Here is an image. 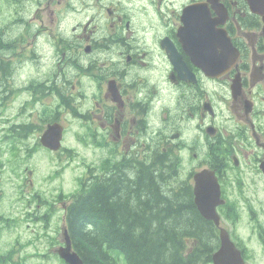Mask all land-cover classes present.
Returning a JSON list of instances; mask_svg holds the SVG:
<instances>
[{"label": "flooded vegetation", "instance_id": "flooded-vegetation-1", "mask_svg": "<svg viewBox=\"0 0 264 264\" xmlns=\"http://www.w3.org/2000/svg\"><path fill=\"white\" fill-rule=\"evenodd\" d=\"M53 125L62 144L94 147L70 191L37 190L40 153L49 180L67 170L63 148L40 142ZM0 127V179L20 175L27 245L48 264H66L67 194L110 161L158 151L196 207V175L214 173L221 227L231 235L245 216L264 257V20L245 0H0Z\"/></svg>", "mask_w": 264, "mask_h": 264}, {"label": "trees", "instance_id": "trees-1", "mask_svg": "<svg viewBox=\"0 0 264 264\" xmlns=\"http://www.w3.org/2000/svg\"><path fill=\"white\" fill-rule=\"evenodd\" d=\"M170 163L161 151L152 161H110L111 172L75 197L68 228L84 264H117L113 252L127 264H212L217 228L200 215ZM106 164L97 166L101 174ZM15 254L0 251V264H25Z\"/></svg>", "mask_w": 264, "mask_h": 264}, {"label": "rangeland", "instance_id": "rangeland-1", "mask_svg": "<svg viewBox=\"0 0 264 264\" xmlns=\"http://www.w3.org/2000/svg\"><path fill=\"white\" fill-rule=\"evenodd\" d=\"M2 131L0 127V132ZM67 149H72V150H77L79 153L80 157L79 159H75L73 161H70V158L68 156L63 155L62 161H60V164L67 169L66 171H62L61 177L57 180H50V183L45 181V178H48V176L51 175V172L54 170L53 167V162L50 161L47 157H44L41 154V158L46 159L41 162V166L39 168L38 172V180L41 183V186L39 189L42 190H51L55 188L56 185H62V188H64L66 191H70L74 185V179L76 176H81L82 171L84 168L82 167V163L85 160L87 163L92 162L91 160H94L93 153H94V147H89V149L85 148L84 146L81 145H76L73 142L67 141L64 145ZM2 148H6L7 144L1 143ZM8 154V153H7ZM68 157V158H67ZM6 159L9 160L8 155L5 157L3 156V162L6 161ZM59 163V162H58ZM52 164V165H50ZM57 168L58 165H56ZM75 166H78V168L75 170ZM27 176V174H26ZM21 178L20 175L17 176L10 166L6 167L4 176L0 179V185L5 189V194H4V199L2 200L3 206H1V209L5 212V214L13 216L18 219V222H21V216H22V205L18 202H15L17 200V191L13 190V186H16L17 182H20ZM23 223V222H22ZM24 224V227L26 228V224ZM1 225V224H0ZM11 227V228H5L3 230V237L0 238V251L1 252H8L11 251V247L9 246L15 238H20L21 240L28 241L27 240V231L23 230V227L18 226ZM229 226L228 228H230ZM237 233L239 234L240 238H242L244 241H246V244L248 245L249 248H253L256 255L248 261L247 264H264V257L261 254L262 251L260 247L255 243L254 241L250 240V230L247 224V219L245 216H243L241 223L239 224V227L237 229ZM2 247V248H1ZM21 248H17V256L14 257L16 261H20V256L23 258V262L25 264H48L46 258L44 256H36L33 255V249L32 247L25 245V250L19 252ZM114 257L117 260L118 264H126L124 255L122 253L118 252H113Z\"/></svg>", "mask_w": 264, "mask_h": 264}, {"label": "water", "instance_id": "water-1", "mask_svg": "<svg viewBox=\"0 0 264 264\" xmlns=\"http://www.w3.org/2000/svg\"><path fill=\"white\" fill-rule=\"evenodd\" d=\"M248 1L251 9L258 14L264 15V0H246ZM62 131L51 129L42 138V143L45 147L57 150L61 146ZM205 173L196 176V204L202 216L208 220H212L219 225V217L216 213L217 200L210 201V197L219 198L218 184L211 181L206 182L203 179ZM214 184V185H213ZM221 247L214 254V264H245L241 252L235 247L234 243L230 240L229 234L226 230L222 229L220 233ZM63 257L69 264H84L80 257L76 254L69 252L62 253Z\"/></svg>", "mask_w": 264, "mask_h": 264}, {"label": "bare ground", "instance_id": "bare-ground-1", "mask_svg": "<svg viewBox=\"0 0 264 264\" xmlns=\"http://www.w3.org/2000/svg\"><path fill=\"white\" fill-rule=\"evenodd\" d=\"M174 182V181H173Z\"/></svg>", "mask_w": 264, "mask_h": 264}]
</instances>
